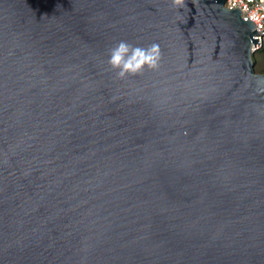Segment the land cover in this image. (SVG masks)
<instances>
[{
  "label": "water",
  "instance_id": "1",
  "mask_svg": "<svg viewBox=\"0 0 264 264\" xmlns=\"http://www.w3.org/2000/svg\"><path fill=\"white\" fill-rule=\"evenodd\" d=\"M224 0H0V264H264L258 32ZM120 41L158 71L117 79Z\"/></svg>",
  "mask_w": 264,
  "mask_h": 264
},
{
  "label": "clouds",
  "instance_id": "2",
  "mask_svg": "<svg viewBox=\"0 0 264 264\" xmlns=\"http://www.w3.org/2000/svg\"><path fill=\"white\" fill-rule=\"evenodd\" d=\"M173 6H182L184 0H172ZM162 53L158 43L147 47L120 41L108 53L107 64L117 79L124 80L141 75L145 70L158 71Z\"/></svg>",
  "mask_w": 264,
  "mask_h": 264
},
{
  "label": "built area",
  "instance_id": "3",
  "mask_svg": "<svg viewBox=\"0 0 264 264\" xmlns=\"http://www.w3.org/2000/svg\"><path fill=\"white\" fill-rule=\"evenodd\" d=\"M223 7L227 10L237 9L243 21H250L254 26L257 36L258 46L252 47L251 52L264 50V0H224Z\"/></svg>",
  "mask_w": 264,
  "mask_h": 264
},
{
  "label": "rangeland",
  "instance_id": "4",
  "mask_svg": "<svg viewBox=\"0 0 264 264\" xmlns=\"http://www.w3.org/2000/svg\"><path fill=\"white\" fill-rule=\"evenodd\" d=\"M254 58L257 62L256 68L259 70H262L264 72V53L263 52H257L254 54Z\"/></svg>",
  "mask_w": 264,
  "mask_h": 264
},
{
  "label": "trees",
  "instance_id": "5",
  "mask_svg": "<svg viewBox=\"0 0 264 264\" xmlns=\"http://www.w3.org/2000/svg\"><path fill=\"white\" fill-rule=\"evenodd\" d=\"M257 52H263L264 53V50L263 49H259V50H256L254 51L253 53H251V60H252V63H253V70L255 73H258V74H263L264 75V72L262 70H259L256 68V60L254 58V54L257 53Z\"/></svg>",
  "mask_w": 264,
  "mask_h": 264
}]
</instances>
